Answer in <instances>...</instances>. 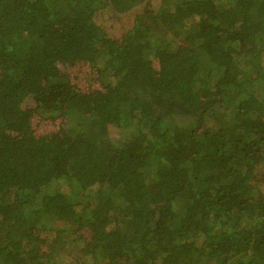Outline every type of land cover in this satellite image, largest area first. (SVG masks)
<instances>
[{"label": "trees", "instance_id": "obj_1", "mask_svg": "<svg viewBox=\"0 0 264 264\" xmlns=\"http://www.w3.org/2000/svg\"><path fill=\"white\" fill-rule=\"evenodd\" d=\"M0 264H264V0H0Z\"/></svg>", "mask_w": 264, "mask_h": 264}, {"label": "rangeland", "instance_id": "obj_2", "mask_svg": "<svg viewBox=\"0 0 264 264\" xmlns=\"http://www.w3.org/2000/svg\"><path fill=\"white\" fill-rule=\"evenodd\" d=\"M97 22L99 25H102L103 27L112 25L115 29L117 28L116 29L117 33H122V32L124 33L131 28L129 24L119 25V26L114 24L110 19V14L108 12L101 14V16L98 17ZM110 132L113 141H118V139H121L122 137L125 136V134H127L126 130H122L121 128L114 126L110 127Z\"/></svg>", "mask_w": 264, "mask_h": 264}]
</instances>
